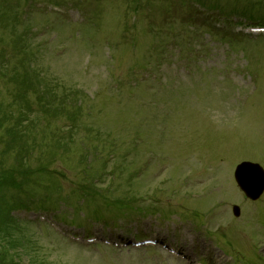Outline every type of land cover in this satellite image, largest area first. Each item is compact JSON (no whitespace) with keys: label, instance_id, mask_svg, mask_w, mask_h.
Returning <instances> with one entry per match:
<instances>
[{"label":"rangeland","instance_id":"obj_1","mask_svg":"<svg viewBox=\"0 0 264 264\" xmlns=\"http://www.w3.org/2000/svg\"><path fill=\"white\" fill-rule=\"evenodd\" d=\"M249 24L264 0H0V264H264L233 176L264 168Z\"/></svg>","mask_w":264,"mask_h":264},{"label":"water","instance_id":"obj_2","mask_svg":"<svg viewBox=\"0 0 264 264\" xmlns=\"http://www.w3.org/2000/svg\"><path fill=\"white\" fill-rule=\"evenodd\" d=\"M234 178L238 186L252 200L257 199L264 191V170L258 163L245 161L235 166ZM233 212L237 215L238 206H233Z\"/></svg>","mask_w":264,"mask_h":264},{"label":"trees","instance_id":"obj_3","mask_svg":"<svg viewBox=\"0 0 264 264\" xmlns=\"http://www.w3.org/2000/svg\"><path fill=\"white\" fill-rule=\"evenodd\" d=\"M35 87V86H34ZM17 127V126H16ZM16 127H14L13 129L11 128H8L6 129V132H7V135H8V140H7V144H10V145H15L19 142H21L22 140V137H23V134L20 132L19 128L18 130L16 129ZM25 136V135H24ZM11 172H14L13 170H9V174H7V171L6 170H3L2 168H0V184H3L4 181H6V177H12V174H10ZM17 188H21V183H19V185H17ZM19 206H16V207H13L11 209L12 210H15L17 209ZM9 218L12 220V213L9 214ZM8 215H7V218L5 220L1 219L0 220V231H2L3 233H0V240H2L4 238V236H6V228L8 226ZM13 221V220H12Z\"/></svg>","mask_w":264,"mask_h":264}]
</instances>
